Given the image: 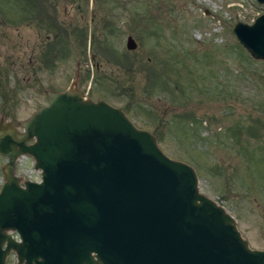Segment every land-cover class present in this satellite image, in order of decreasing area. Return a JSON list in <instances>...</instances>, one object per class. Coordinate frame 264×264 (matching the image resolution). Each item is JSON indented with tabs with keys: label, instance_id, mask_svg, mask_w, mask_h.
Returning a JSON list of instances; mask_svg holds the SVG:
<instances>
[{
	"label": "rangeland",
	"instance_id": "obj_1",
	"mask_svg": "<svg viewBox=\"0 0 264 264\" xmlns=\"http://www.w3.org/2000/svg\"><path fill=\"white\" fill-rule=\"evenodd\" d=\"M260 13L256 0H0V128L20 131L47 90L104 99L190 164L198 189L261 248L264 61L231 31ZM13 172L37 176L28 155Z\"/></svg>",
	"mask_w": 264,
	"mask_h": 264
},
{
	"label": "water",
	"instance_id": "obj_2",
	"mask_svg": "<svg viewBox=\"0 0 264 264\" xmlns=\"http://www.w3.org/2000/svg\"><path fill=\"white\" fill-rule=\"evenodd\" d=\"M231 31L264 61V13ZM45 97L20 131L0 128V264L10 252L14 264H264V246L247 244L193 167L122 108L72 86ZM19 155L36 179L13 172Z\"/></svg>",
	"mask_w": 264,
	"mask_h": 264
},
{
	"label": "flooded vegetation",
	"instance_id": "obj_3",
	"mask_svg": "<svg viewBox=\"0 0 264 264\" xmlns=\"http://www.w3.org/2000/svg\"><path fill=\"white\" fill-rule=\"evenodd\" d=\"M256 1H257V0H256ZM257 2H259V1H257ZM259 4L264 5V3H262V2H259Z\"/></svg>",
	"mask_w": 264,
	"mask_h": 264
},
{
	"label": "trees",
	"instance_id": "obj_4",
	"mask_svg": "<svg viewBox=\"0 0 264 264\" xmlns=\"http://www.w3.org/2000/svg\"><path fill=\"white\" fill-rule=\"evenodd\" d=\"M32 5H33V3H32ZM32 5H31V6H32ZM252 149H253V148H252Z\"/></svg>",
	"mask_w": 264,
	"mask_h": 264
}]
</instances>
